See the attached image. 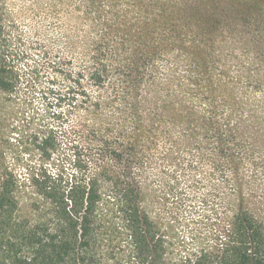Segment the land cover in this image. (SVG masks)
Returning a JSON list of instances; mask_svg holds the SVG:
<instances>
[{"label":"trees","instance_id":"16d2710c","mask_svg":"<svg viewBox=\"0 0 264 264\" xmlns=\"http://www.w3.org/2000/svg\"><path fill=\"white\" fill-rule=\"evenodd\" d=\"M2 1L0 95H13L22 69ZM149 28L126 35V45L91 30L87 64L67 73L69 84L56 81L58 102L85 123L86 150L22 180L0 143V264H264V113L236 95L240 83H203L201 63L160 69L159 47L141 38ZM26 137L46 161L59 149L57 134ZM207 158L217 179L210 199L198 196L203 178L194 173ZM26 186L39 197L29 216L20 215ZM174 189L184 207L214 204L202 240L158 209Z\"/></svg>","mask_w":264,"mask_h":264},{"label":"rangeland","instance_id":"374dc122","mask_svg":"<svg viewBox=\"0 0 264 264\" xmlns=\"http://www.w3.org/2000/svg\"><path fill=\"white\" fill-rule=\"evenodd\" d=\"M2 6L11 52L22 69V86L16 94L0 95V143L22 180L41 167L56 169L78 148L89 146L84 121L71 106L58 102L55 83L69 84L67 73L87 64L94 53L85 39L91 30L126 45V35L150 26L143 31L147 39L141 38L159 47L154 63L160 69L201 63L196 74L203 83H240L236 95L250 97L264 113V0H3ZM197 54L199 58H193ZM36 131L58 135L59 149L52 160L46 161L26 142V134ZM261 152L264 156V149ZM206 160L194 173L203 178L198 196L210 199L217 179ZM180 192L174 189L158 209L163 216L168 212L178 230L200 241L213 227L214 204L184 207ZM38 200L33 189L24 187L20 215L29 216Z\"/></svg>","mask_w":264,"mask_h":264}]
</instances>
